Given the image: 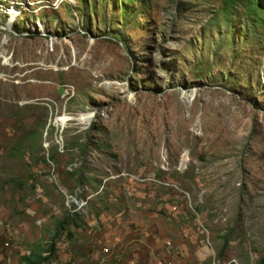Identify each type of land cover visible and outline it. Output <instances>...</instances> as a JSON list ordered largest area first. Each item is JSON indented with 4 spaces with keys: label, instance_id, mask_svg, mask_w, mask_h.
<instances>
[{
    "label": "rangeland",
    "instance_id": "obj_1",
    "mask_svg": "<svg viewBox=\"0 0 264 264\" xmlns=\"http://www.w3.org/2000/svg\"><path fill=\"white\" fill-rule=\"evenodd\" d=\"M0 55V264H264V0H0Z\"/></svg>",
    "mask_w": 264,
    "mask_h": 264
},
{
    "label": "bare ground",
    "instance_id": "obj_2",
    "mask_svg": "<svg viewBox=\"0 0 264 264\" xmlns=\"http://www.w3.org/2000/svg\"><path fill=\"white\" fill-rule=\"evenodd\" d=\"M5 15H9L11 18L13 17H16L15 15L18 14L17 12V8L15 5H11V6H8V7H4L3 8V11H2ZM9 20V19H8ZM11 22V21H10ZM1 56V55H0ZM68 118L66 117H61L59 118L58 120L60 121H65L67 120ZM78 122L80 123H85V124H89L90 121L92 120V114H79L76 116L75 118Z\"/></svg>",
    "mask_w": 264,
    "mask_h": 264
},
{
    "label": "trees",
    "instance_id": "obj_3",
    "mask_svg": "<svg viewBox=\"0 0 264 264\" xmlns=\"http://www.w3.org/2000/svg\"><path fill=\"white\" fill-rule=\"evenodd\" d=\"M48 259L47 255L43 256L42 253H28L27 255H22L19 258L20 264H41Z\"/></svg>",
    "mask_w": 264,
    "mask_h": 264
}]
</instances>
